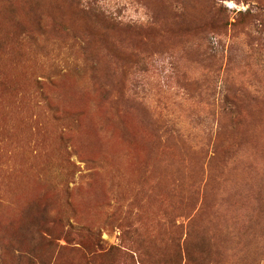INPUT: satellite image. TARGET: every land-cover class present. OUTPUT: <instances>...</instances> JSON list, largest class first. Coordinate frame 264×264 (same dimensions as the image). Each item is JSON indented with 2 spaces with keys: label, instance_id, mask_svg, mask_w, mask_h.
Instances as JSON below:
<instances>
[{
  "label": "rangeland",
  "instance_id": "rangeland-1",
  "mask_svg": "<svg viewBox=\"0 0 264 264\" xmlns=\"http://www.w3.org/2000/svg\"><path fill=\"white\" fill-rule=\"evenodd\" d=\"M0 264H264V0H0Z\"/></svg>",
  "mask_w": 264,
  "mask_h": 264
}]
</instances>
